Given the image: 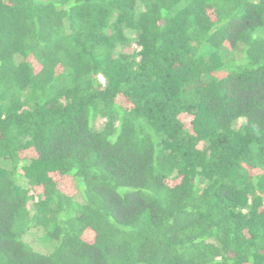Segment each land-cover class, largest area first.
<instances>
[{"label":"trees","instance_id":"16d2710c","mask_svg":"<svg viewBox=\"0 0 264 264\" xmlns=\"http://www.w3.org/2000/svg\"><path fill=\"white\" fill-rule=\"evenodd\" d=\"M0 264H264V0H0Z\"/></svg>","mask_w":264,"mask_h":264},{"label":"rangeland","instance_id":"374dc122","mask_svg":"<svg viewBox=\"0 0 264 264\" xmlns=\"http://www.w3.org/2000/svg\"><path fill=\"white\" fill-rule=\"evenodd\" d=\"M101 80H103L100 77ZM241 119L239 120V122ZM32 201H29L31 204ZM29 204V205H30ZM23 240L29 244L35 251L41 253H48L51 250L52 243L45 242L42 239V232L39 228H31L28 232L23 235Z\"/></svg>","mask_w":264,"mask_h":264}]
</instances>
